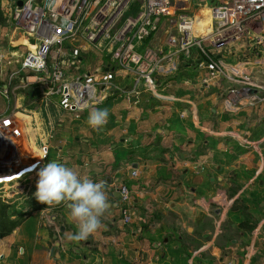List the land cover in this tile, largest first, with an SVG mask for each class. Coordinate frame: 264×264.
<instances>
[{"label": "crops", "instance_id": "obj_1", "mask_svg": "<svg viewBox=\"0 0 264 264\" xmlns=\"http://www.w3.org/2000/svg\"><path fill=\"white\" fill-rule=\"evenodd\" d=\"M163 42L159 33L151 45ZM20 53L0 65V84L9 85L0 116L26 124L25 147L35 155L0 177L22 178L19 191L1 195L19 225L0 239V264H264V104L228 111L226 84L196 60L162 77L159 96L137 92L132 77L112 70L113 92L64 111L57 96H27ZM94 109L109 113L100 130L87 123ZM49 162L105 182L109 207L87 241L67 240L77 228L65 202L35 198L37 173ZM122 185L132 191L128 225L118 206Z\"/></svg>", "mask_w": 264, "mask_h": 264}, {"label": "built area", "instance_id": "obj_2", "mask_svg": "<svg viewBox=\"0 0 264 264\" xmlns=\"http://www.w3.org/2000/svg\"><path fill=\"white\" fill-rule=\"evenodd\" d=\"M7 1L13 29L24 34L28 44L21 62L22 72L29 76L24 87L57 96L64 111H83L100 103L97 88L113 92L112 70L132 77L137 92L159 96L162 77L196 60L200 70L227 85L220 87L226 90L228 111L246 109L245 103L264 104V0H231L229 5L221 0ZM193 2L201 8L196 16L191 13ZM80 30L88 43L106 50L108 61L85 78L69 80L64 66L71 64L62 62L70 49L65 43L78 37ZM159 33L163 45L154 47L151 42ZM14 53L0 51V65L11 63ZM4 87L0 84V94L8 97L9 85ZM18 120L14 114L0 116V177L29 166L25 143L21 146L18 140L24 136ZM138 175L131 173L133 178ZM12 185L0 184V189ZM118 194L122 220L128 225L132 191L122 185Z\"/></svg>", "mask_w": 264, "mask_h": 264}, {"label": "clouds", "instance_id": "obj_3", "mask_svg": "<svg viewBox=\"0 0 264 264\" xmlns=\"http://www.w3.org/2000/svg\"><path fill=\"white\" fill-rule=\"evenodd\" d=\"M108 115L107 109H94L87 123L100 130L107 123ZM37 175L34 193L37 201L48 206L65 202L69 209L68 219L76 225L77 231L67 234L68 241H87L101 229V217L109 207L104 181L81 178L76 171L56 162L45 164Z\"/></svg>", "mask_w": 264, "mask_h": 264}, {"label": "rangeland", "instance_id": "obj_4", "mask_svg": "<svg viewBox=\"0 0 264 264\" xmlns=\"http://www.w3.org/2000/svg\"><path fill=\"white\" fill-rule=\"evenodd\" d=\"M221 2L224 5H229L231 3V0H221ZM192 10L191 13L193 15H198L201 13V8L199 9L197 2H193L192 4ZM189 13V12H188ZM11 8H10V3L7 0H0V51L2 50H9L10 52L18 50L21 52L20 54L24 55L27 52V40H24L22 33L20 32H15L13 29L12 23H11ZM65 46L71 47L69 50L66 49L67 56H65V59H62V62L65 61V63L71 64V66L65 67V73H66V79H77V78H85L88 73H94L97 69L100 68L103 64H107L108 61V55L106 53V50L104 48L101 49L100 45L99 47L95 48L93 45L88 43V41L85 39V32L83 30L79 31V36L76 37L75 39L68 40L65 43ZM13 49V50H11ZM70 55V56H69ZM23 56V57H24ZM11 61H13V58L11 56L9 57ZM23 59V58H22ZM50 67L52 64V60L50 59ZM48 75H51V71H48ZM96 79L95 77H93ZM32 88V87H30ZM28 89V88H27ZM26 89V90H27ZM33 89L27 90V96L29 97V91H32ZM96 97H101V92L97 88L96 91ZM29 99V98H28ZM246 109H255L257 106H251L249 103H245ZM23 127L26 126L25 123L22 121L18 120ZM27 130V129H26ZM28 137L27 135H22L20 139L21 146L23 142L26 144L25 138ZM17 144L19 145L17 139H16ZM29 142V140L27 141ZM30 143V142H29ZM29 147L26 145V149ZM30 149V148H29ZM20 150L23 151V148L20 147ZM27 152V151H26ZM28 155L31 156L33 160V156L35 155L30 149L28 151ZM28 156V157H29ZM35 161V160H34ZM28 164V163H27ZM30 166V165H29ZM23 176V175H22ZM21 177L18 178L16 182H13L14 186L12 187L13 189H9V192L11 191H19V185L20 181L22 180ZM4 181L0 180V184H2ZM7 182V181H5ZM10 184V183H9ZM9 184H4L5 186H8ZM6 187H2L0 189V192H3ZM8 190V189H7ZM8 192V193H9ZM7 193V194H8Z\"/></svg>", "mask_w": 264, "mask_h": 264}, {"label": "trees", "instance_id": "obj_5", "mask_svg": "<svg viewBox=\"0 0 264 264\" xmlns=\"http://www.w3.org/2000/svg\"><path fill=\"white\" fill-rule=\"evenodd\" d=\"M19 221L13 219L10 205L0 199V239L10 236L18 227Z\"/></svg>", "mask_w": 264, "mask_h": 264}, {"label": "water", "instance_id": "obj_6", "mask_svg": "<svg viewBox=\"0 0 264 264\" xmlns=\"http://www.w3.org/2000/svg\"><path fill=\"white\" fill-rule=\"evenodd\" d=\"M18 5L21 6L22 5V2H19ZM31 44H34V41H31ZM40 94H41L40 92L37 93V95H40ZM57 246L59 247L60 245H57Z\"/></svg>", "mask_w": 264, "mask_h": 264}, {"label": "bare ground", "instance_id": "obj_7", "mask_svg": "<svg viewBox=\"0 0 264 264\" xmlns=\"http://www.w3.org/2000/svg\"><path fill=\"white\" fill-rule=\"evenodd\" d=\"M91 92L93 93V90Z\"/></svg>", "mask_w": 264, "mask_h": 264}]
</instances>
